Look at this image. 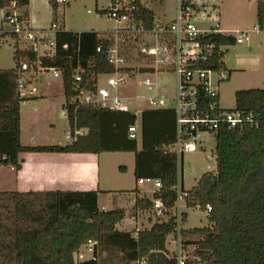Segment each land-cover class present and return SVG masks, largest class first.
<instances>
[{
  "label": "trees",
  "instance_id": "trees-1",
  "mask_svg": "<svg viewBox=\"0 0 264 264\" xmlns=\"http://www.w3.org/2000/svg\"><path fill=\"white\" fill-rule=\"evenodd\" d=\"M50 0L54 13H64L68 3ZM14 0H0V9L8 13ZM21 10L19 20L28 23L26 8L29 0H16ZM117 1L111 0V6ZM111 6L100 10L106 16ZM131 13L142 21L147 29L155 26V14L131 0ZM6 23V21L4 20ZM62 25L63 20L58 19ZM257 25L264 26V0H257ZM16 41L9 31L2 34ZM213 44L215 50L202 68L215 72H227L224 59L236 39L231 35L211 34L200 39ZM56 52L53 58H43L42 65L62 71L65 104L71 132L87 129V134L66 146H24L21 143L20 103L33 97H18L16 102L0 110V167L12 166L19 171L23 165L22 155L27 153L101 154L105 151H129L135 154V178L159 179L162 188L154 193L171 209L177 200L175 187L179 184L181 158L171 151L177 141V116L174 110H148L142 113V149L137 141L128 136V129L135 125L134 114L125 111L100 109L76 105L70 100L76 95L74 72L80 64L85 70L84 80L93 75L110 73L105 48L108 43L97 32H67L61 26L55 34ZM67 45V49L64 46ZM104 47L98 53L97 47ZM16 73L21 60H36L37 53L22 51L17 42L14 47ZM93 88V82L90 81ZM198 109L206 111L217 103L199 89ZM242 111L253 113L256 126L229 130L222 125L215 135L216 172L201 176L195 187L186 190L187 207H199L206 212L210 226L181 229L182 237L197 238L183 241V249L195 247L194 260L185 264H264V89L251 88L235 92V108L219 109L218 112ZM127 139L128 145L121 146ZM183 189V188H182ZM98 191H45L0 192V264H100L99 259L76 261L75 255L83 246L96 243L103 245L106 236L116 233L115 227L126 218L122 209L102 211L98 207ZM153 202L137 198L135 210H148ZM186 221L187 214L182 215ZM177 234L174 217L156 223L150 230L137 233L138 259L146 264H177L176 256L169 258L166 241ZM193 238V239H194Z\"/></svg>",
  "mask_w": 264,
  "mask_h": 264
},
{
  "label": "built area",
  "instance_id": "built-area-1",
  "mask_svg": "<svg viewBox=\"0 0 264 264\" xmlns=\"http://www.w3.org/2000/svg\"><path fill=\"white\" fill-rule=\"evenodd\" d=\"M61 0L60 2H66ZM116 6H111L106 15L118 25L99 33V38L108 43L105 48L107 62L112 66L110 73H100L91 77L90 81L84 80L85 70L79 64L74 72V88L76 95L70 100L71 104L79 107L93 106L100 109H112L129 111L136 109V104L146 102L152 110H174L177 116V141L171 146V151L180 159L184 154L195 153L201 144V134L204 132L217 133L224 125L229 130L253 128L256 126L253 113L242 111L221 113L217 103L210 105L206 111L198 109L199 89L205 92V96L214 99L219 97L218 85L228 80V73L215 72L211 69L199 66L208 61L213 55L215 46L201 42V38L211 34L228 35L221 30L219 20L209 24L207 28H200L202 19L210 18L217 10L216 0H174L177 4L176 14L172 21L166 22L155 18V26L147 29L142 21L138 22L132 12L134 6H130L131 0H116ZM164 1V0H158ZM21 10L16 0L8 13L4 12V20L10 33L16 36L18 48L22 51L33 50L37 53L36 60L28 58L21 60L17 72L18 97L25 98L30 85L39 75L62 76V71L56 68H48L42 65L43 58H53L56 52L55 34L60 30L59 22L51 25L52 38L44 36L43 32L33 31L28 23L19 20ZM208 24V23H207ZM233 36V35H231ZM235 37V36H234ZM236 44H242L249 39L248 32H240ZM45 47L42 53L39 48ZM67 49V45L64 46ZM97 52L101 53L104 47L99 45ZM174 73L176 83L173 95H167L166 88L157 87L153 76L157 74ZM140 81V88H148L153 91L151 95H142L131 92V83ZM104 78L105 83L101 84ZM222 109V108H221ZM68 116L67 111L65 110ZM132 140L138 138L136 125L128 129ZM84 133L77 129L67 133L70 143ZM140 185L152 184L156 191L162 188L161 181L153 178H143L138 181ZM177 200L174 206L167 208L161 199H153L152 211L157 217H174L177 223V234L183 224V208L187 207L186 197L188 193L182 189L180 182L175 187ZM211 211L208 206L206 213ZM168 218V219H169ZM137 238V233L135 235ZM96 243L88 245L92 254V260H98V248ZM183 254V255H182ZM79 259L83 256L77 253ZM177 264H185L186 255L178 251ZM146 264L145 260L140 261Z\"/></svg>",
  "mask_w": 264,
  "mask_h": 264
},
{
  "label": "crops",
  "instance_id": "crops-1",
  "mask_svg": "<svg viewBox=\"0 0 264 264\" xmlns=\"http://www.w3.org/2000/svg\"><path fill=\"white\" fill-rule=\"evenodd\" d=\"M141 4L147 9L151 10L155 14L157 20L162 21H172L173 16H169L168 12L165 11L166 6H160L165 8L163 10L162 16H158L155 11H153L149 4L154 3L158 0H140ZM161 5L165 1H158ZM69 10L71 6H95L99 9V6H105L100 0H67ZM106 6H111L110 3ZM108 7H102L100 10L107 9ZM28 11V25L33 31L43 32L44 36L47 34H52L50 32L51 25L54 22H58L57 15L50 4V0H29V5L26 8ZM96 11V9H95ZM4 12L5 9H0V19L4 22ZM91 12V10H89ZM220 15V14H219ZM57 21H56V20ZM65 19V18H64ZM257 22V14H256ZM61 26L67 31L65 27V20ZM221 25V23H220ZM225 28V29H224ZM222 27L221 30L228 35H233L237 37L240 32H248L247 29H242L234 26ZM8 30V29H7ZM4 27L0 28V41L5 38L2 36L4 32ZM253 33L258 35L256 37V42L259 40V45L262 46L264 42V26L262 28L254 27ZM106 31V30H105ZM74 32V31H67ZM81 32H91V31H80ZM94 32V31H93ZM101 33V32H97ZM249 33V39L242 44H236L238 46L249 43L251 39V33ZM53 35V34H52ZM14 40V39H13ZM15 42V40H14ZM253 44V45H254ZM262 44V45H261ZM249 46V44H248ZM15 47V44H14ZM0 46V51L2 50ZM253 48L250 46V49ZM261 48V47H260ZM255 52V51H254ZM228 53L224 59V64L226 65L228 71V80L224 81L226 85L234 83L235 89H233L234 94L240 89H247L251 87L247 84H257L262 86L264 89V56L258 54H237L234 62L228 59ZM12 59L14 61V49ZM5 59L0 58V110H3L9 106H12L17 98V84H16V73L14 72V67H7ZM165 75L169 74H157L153 76V80L157 87H165L169 90L167 83V78ZM232 81V82H231ZM223 83L218 85L219 94V107L222 109H227L221 105V86ZM242 84V86H241ZM241 86V87H240ZM251 86V85H250ZM261 88V89H262ZM224 92L226 88H224ZM174 92V91H173ZM139 94L151 95L152 90L148 88H142L138 90ZM169 93V91H167ZM169 95H173L169 93ZM26 97H33V99L28 101H23L20 103V129H21V143L24 146H66L70 144L67 137V133L71 130L68 121V116L66 115L64 104L66 99H62L58 96L44 95L43 93L38 94L37 90L30 85L28 89V94ZM65 97V94H64ZM136 109L125 111L134 114L136 117V127L138 129L137 147L138 150L142 149V113L144 111L152 110L149 105L142 101L136 104ZM235 106L233 107V109ZM232 109V108H229ZM66 122V125H64ZM60 126V128H59ZM84 133L82 136L87 134V129H81ZM129 136V132H128ZM130 138V137H129ZM132 140V139H131ZM121 146H127V139L121 141ZM196 153V152H195ZM191 154V153H188ZM23 165L22 168L17 171L12 166H2L0 167V192H45V191H72V192H90L98 191V207L102 211H111L115 209H122L126 213V218L118 223L115 227L116 233L113 235L106 236L103 241V250L105 255L108 256L109 253H117L122 257V261L125 264H141L137 255V238L136 233L141 231L150 230L154 224L166 222L163 218L167 217H157L152 208L148 210H135L134 213H130L135 206L137 198H146L153 202L154 193L157 192L153 186V190L150 189H140L138 185L136 189H132L128 194L123 195L132 196L129 205L125 207L121 206L119 201L112 196V193H117L120 191L112 190L115 181L112 180V174L119 179V172H135V154L129 151H105L101 154H57V153H27L22 155ZM121 159V160H119ZM121 163V165H119ZM119 176V177H118ZM135 177V175H134ZM135 181L136 178H135ZM138 182V181H137ZM147 184L141 186L146 187ZM181 185V184H180ZM183 185V184H182ZM181 187L183 188V186ZM185 190V189H184ZM103 197L108 199L113 198V209H109V205L103 203ZM131 201L133 203L131 204ZM103 203V204H102ZM131 204V205H130ZM152 211V214L150 212ZM183 213L187 214L184 211ZM188 218V216H187ZM187 220V219H186ZM183 221L182 228L184 229ZM177 235H169L166 241V248L169 252L168 257H174L178 251L183 249V241L181 240L179 245L175 239ZM186 238V237H185ZM174 247L171 249L170 245ZM191 245H188L189 247ZM193 246V245H192ZM83 246L80 249L83 257L79 261H88L92 259V254L90 252L85 253ZM90 254V255H89ZM99 254V252H98ZM136 254L137 261L133 260V255ZM99 259V257H97ZM100 261V259H99Z\"/></svg>",
  "mask_w": 264,
  "mask_h": 264
},
{
  "label": "rangeland",
  "instance_id": "rangeland-1",
  "mask_svg": "<svg viewBox=\"0 0 264 264\" xmlns=\"http://www.w3.org/2000/svg\"><path fill=\"white\" fill-rule=\"evenodd\" d=\"M101 3L105 6H99V9H102V7H109L106 6L110 3V0H100ZM146 2V0H144ZM164 4L161 5L158 1H154V3H151L149 6L158 16H162L163 10L160 6H166L167 8L165 11L168 12L169 16H173V14H176V2L174 0H164ZM212 3V0H209V4ZM217 10L213 12V15L210 18L202 19L201 22H199L200 28H207L209 24H213L219 20L222 27L226 26H234L242 29H247L248 32L251 33V39L249 43H245L244 45L238 46H231L229 48V55L228 59L231 60V62H234V59L236 58L237 54H259L264 56V42L260 46L259 40L256 42V35L253 33L254 27H257L256 22V14H257V0H216ZM72 8L69 10V7H67L64 11V13L59 12L56 16L60 21L65 20V27L67 31H74V32H80V31H94V32H104L108 29L115 28L118 24L112 20L109 19L107 16L98 15L95 11V6H71ZM91 10V12H89ZM220 14V15H219ZM175 16V15H174ZM65 18V19H64ZM56 20V19H55ZM57 21V20H56ZM208 23V24H207ZM4 27V31L9 29L8 25L5 22H2L0 19V28ZM225 29V28H224ZM52 33V32H51ZM52 34H47L48 38H52ZM14 40L7 36L0 41V46H2V50L0 51V58L5 59L6 66L7 67H14V61L12 59L13 55V49L14 48ZM249 44V46H248ZM254 44V45H253ZM250 46L253 47L250 49ZM261 47V48H260ZM45 47L41 46L39 48V52L42 53L44 51ZM255 51V52H254ZM167 78V85L169 86V93L172 94L175 89V83H176V76L174 73H170L169 75H165ZM142 77L138 78L137 82L131 83V92L137 93L138 90L142 89L140 88V81ZM232 82V81H231ZM105 80L104 78L101 79V84H104ZM222 90H221V105L227 109L232 108L235 106V94L234 90L235 85L234 83H231L230 85H226L227 83L222 82ZM33 87L35 90H37L38 94L43 93L44 95H54L55 97L58 96L62 99H65L64 97V86H63V78L61 75L57 76H49L47 74L39 75L35 80L33 81ZM249 86L244 87H251V88H262V86H259L257 84H247ZM251 85V86H250ZM242 86V84H241ZM240 86V87H241ZM224 88H226V91L224 92ZM247 88V89H251ZM263 89V88H262ZM242 90V89H240ZM169 93L167 95L169 96ZM64 125H66V122H64ZM60 128V126H59ZM201 144L198 145V151L196 153L191 154H184L181 157L180 162V168H179V179L180 184L183 186V189L185 190H191L193 187L196 186L197 181L201 178V176L208 172H216V161H215V135L209 132H204L201 134L200 138ZM1 158V155H0ZM121 160V159H119ZM121 165V163H119ZM119 179L116 178L112 174V180L115 181V184L112 188L114 191H120L117 193H112V196H118L115 197L116 200H120L119 203L121 206L129 205L130 200H132V196L123 195L121 191H124V194H128L129 191L131 192L132 189H136V186L138 185V182L135 181V177L132 172H119ZM2 178V176L0 177ZM140 189H150L153 190L152 184H147L146 187H143L141 185H138ZM104 202L109 205V209H113V198L108 199L107 197H103L102 199ZM102 203V204H103ZM133 201H131V204ZM130 204V205H131ZM184 211L187 213V220L184 224V229H194V228H204L210 226L209 220L207 218V213L202 211L198 206L197 207H185ZM135 209L133 208L130 210V213L135 214ZM151 214L152 211L150 210ZM167 218H163L162 220L165 221ZM190 241H193L197 238L189 237ZM194 238V239H193ZM176 241L178 242L177 245H179V242L182 243L183 237L178 235L175 237ZM187 239L184 238L183 240ZM183 245V244H182ZM171 249L174 247L172 244L170 245ZM98 257L100 259V264H125L124 261H122V257L120 254L117 253H109L108 256L105 255V252L103 250V245H98ZM195 247L189 246L186 248V251L184 252V255H186L187 258H190L191 260H194L193 258V252ZM85 253H88V246L84 248ZM181 251V250H180ZM82 254V253H81ZM91 254V253H90ZM89 254V255H90ZM83 255V254H82ZM177 255V254H176ZM183 255V254H182ZM76 261H79L78 255H75ZM133 260L137 261L136 254L133 255Z\"/></svg>",
  "mask_w": 264,
  "mask_h": 264
}]
</instances>
